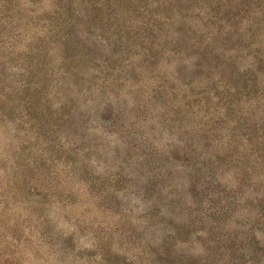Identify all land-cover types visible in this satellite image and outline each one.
<instances>
[{"label": "rangeland", "instance_id": "374dc122", "mask_svg": "<svg viewBox=\"0 0 264 264\" xmlns=\"http://www.w3.org/2000/svg\"><path fill=\"white\" fill-rule=\"evenodd\" d=\"M0 264H264V0H0Z\"/></svg>", "mask_w": 264, "mask_h": 264}]
</instances>
